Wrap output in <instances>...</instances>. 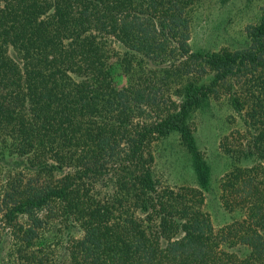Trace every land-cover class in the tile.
<instances>
[{
	"label": "trees",
	"instance_id": "16d2710c",
	"mask_svg": "<svg viewBox=\"0 0 264 264\" xmlns=\"http://www.w3.org/2000/svg\"><path fill=\"white\" fill-rule=\"evenodd\" d=\"M195 2L0 0V264H264V15L245 49L197 53ZM222 100L245 132L221 199L244 218L215 230L194 123ZM171 136L200 188L154 176Z\"/></svg>",
	"mask_w": 264,
	"mask_h": 264
},
{
	"label": "rangeland",
	"instance_id": "374dc122",
	"mask_svg": "<svg viewBox=\"0 0 264 264\" xmlns=\"http://www.w3.org/2000/svg\"><path fill=\"white\" fill-rule=\"evenodd\" d=\"M263 15L264 0H196L191 14V48L197 53L245 49L250 44L249 27L258 25ZM194 124L199 150L211 168L209 184L204 191L203 210L210 215L215 230H220L244 218L242 211H229L221 199L222 179L235 165L234 159L224 153L221 144L225 137H229L230 141L231 136L240 140L245 132L244 124L223 100L213 101L209 108L198 112ZM150 150L155 157L154 176L163 186L173 189L200 188L191 155L178 136L158 140ZM54 233L52 229L47 238ZM83 235L79 227L62 231L58 238L61 247L57 250L62 252L68 240H78ZM53 264H57L56 258Z\"/></svg>",
	"mask_w": 264,
	"mask_h": 264
}]
</instances>
